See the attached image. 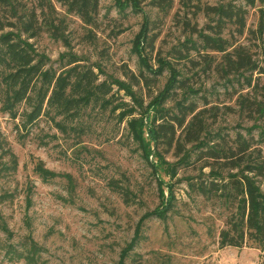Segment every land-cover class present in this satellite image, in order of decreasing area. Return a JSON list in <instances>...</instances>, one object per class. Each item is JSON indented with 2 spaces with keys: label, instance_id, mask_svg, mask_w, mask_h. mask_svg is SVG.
Returning <instances> with one entry per match:
<instances>
[{
  "label": "rangeland",
  "instance_id": "1",
  "mask_svg": "<svg viewBox=\"0 0 264 264\" xmlns=\"http://www.w3.org/2000/svg\"><path fill=\"white\" fill-rule=\"evenodd\" d=\"M152 1L100 0L98 24L91 27L53 0L67 25L62 36L23 37L49 67L58 69L69 57L91 66L98 84H107L111 93L92 95L79 116L57 118L65 121L67 132L46 116L23 128L20 118L0 111V264H28L8 251H25L29 241L41 249L39 264H120L121 252L140 223V237L125 264H264V250L220 248V232L235 210L223 197L199 189L202 182L223 185L240 179L242 168L205 167L196 162L195 144H185L180 156L174 150L167 153L161 143L152 144L154 154L147 158L151 120L162 124L166 112L177 113L178 105L191 101L205 108L203 96L222 109L218 119H207L208 134L245 133L252 126L264 131V126L244 120L228 98L236 83L175 62L172 49L197 40L180 23L187 18L202 28L207 18L199 14L192 19L180 0H174L165 17ZM258 20L257 10H250L248 29L256 30ZM156 25L160 28L154 29ZM144 34L148 39L158 35L154 50L142 41ZM253 38L247 32L240 42L263 61L264 36L260 41ZM141 74L151 79L148 85H135L133 77ZM186 78L191 79L188 87L172 85ZM225 106L237 113L225 112ZM157 154L164 159L166 173L154 166ZM39 162L52 174L49 178L37 172ZM258 186L264 193V182L258 181ZM118 187L129 192V202L115 190ZM162 189L166 201L173 196L166 218L146 217L163 208ZM8 195H13L11 200Z\"/></svg>",
  "mask_w": 264,
  "mask_h": 264
},
{
  "label": "trees",
  "instance_id": "2",
  "mask_svg": "<svg viewBox=\"0 0 264 264\" xmlns=\"http://www.w3.org/2000/svg\"><path fill=\"white\" fill-rule=\"evenodd\" d=\"M59 2L68 15L78 17L87 26H97L100 0ZM180 2L192 14V19L203 14L207 23L202 28L187 18L180 23L184 31L196 36L197 40H186L172 49L177 65L201 70L203 74H214L223 82L236 83L237 86L226 93L228 98L235 101L244 120L264 126V59L260 61L251 46L240 42L247 32L257 41L263 38L264 0H230L215 5L204 3V0ZM173 4L174 0L151 2V6L164 13L165 17ZM252 9L257 10L259 19L254 31L248 29ZM64 22L59 18L53 0H0V32L8 30L0 36V111L14 120L20 118L23 128L46 116L59 130L67 132L65 121H57V118L64 120L79 116L80 109L92 95L100 93L108 96L111 93L107 84H98V74L91 66L69 57L61 62L60 68L49 67L47 60L38 58L23 38L36 39L45 33L60 38L67 28ZM158 28L160 25L154 27ZM157 39L158 35L149 39L145 34L142 36V41L145 40L151 50H154ZM133 80L135 85H140L142 81L147 85L151 82L144 74L140 78L133 77ZM190 84V78L172 81V85L180 89ZM203 99L205 108L201 109L191 101L178 105L177 113L164 112L162 124L156 125L151 120V144L146 145L147 158L154 154L152 144L158 146L161 143L166 146L167 153L174 150L176 156L185 152V144H195L198 150L196 162L204 163L205 167L224 171L242 168L244 174L240 179H231L223 185L216 181L209 184L202 182L199 189L203 194L223 197L235 210L228 220V227L220 232V248L254 247L264 250V193L258 186V181L264 182V131L261 127L252 126L245 133L232 135L219 131L208 134L207 119H218L222 109L211 105L206 96ZM224 111L237 113L231 106H225ZM73 129L77 131V127ZM156 159L158 165H154L155 168L166 173L164 159L159 154ZM14 164L13 170L16 169V161ZM3 170L8 171L9 168ZM37 172L46 179L52 175L42 162L37 164ZM115 190L126 196L125 200L129 202L128 191L120 187ZM12 197L8 195L6 199L11 200ZM161 197L163 208L158 207L146 217L166 218L173 196L171 194L166 201L162 189ZM141 225H138L133 241L121 252L120 264H125L134 250ZM24 248L22 252L10 248L8 253L13 254L12 258L23 259L28 264H39L40 247L29 241Z\"/></svg>",
  "mask_w": 264,
  "mask_h": 264
}]
</instances>
